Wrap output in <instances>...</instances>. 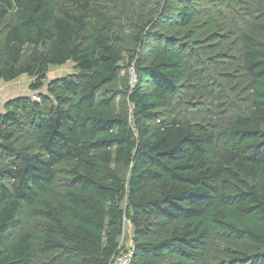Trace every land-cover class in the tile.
Instances as JSON below:
<instances>
[{
    "label": "trees",
    "instance_id": "1",
    "mask_svg": "<svg viewBox=\"0 0 264 264\" xmlns=\"http://www.w3.org/2000/svg\"><path fill=\"white\" fill-rule=\"evenodd\" d=\"M166 1L156 20L135 25L125 69L137 83L123 102L113 88L122 18L107 5L0 0V81L33 77L36 97L16 98L0 115V264H36L51 252L62 264H111L125 221L131 264H264V0L251 11L244 3L248 18L231 16L251 107L233 112L216 162L208 158L216 126L187 100L183 81L206 78L205 60L216 61L220 25L211 22L222 4ZM68 62L75 74L37 93L47 67ZM180 103L181 116H164ZM20 131L37 152L19 143ZM22 213L43 224L11 238Z\"/></svg>",
    "mask_w": 264,
    "mask_h": 264
},
{
    "label": "rangeland",
    "instance_id": "2",
    "mask_svg": "<svg viewBox=\"0 0 264 264\" xmlns=\"http://www.w3.org/2000/svg\"><path fill=\"white\" fill-rule=\"evenodd\" d=\"M94 2L102 5H107L109 10L116 18H122V22L119 28V39L114 45L122 51L124 61L119 70L118 84L113 85V88L119 92L117 97H120L123 102L126 100L125 92L127 90V84L129 87H133L137 83L134 68L129 70V77L126 76V63L130 54H133L132 50L135 48L134 36H139L136 33V26L140 25L142 19L153 16V20L158 17L160 8L166 5V0H93ZM209 1V0H207ZM206 1V2H207ZM216 2L217 0H213ZM222 7L218 14H215L213 21L216 25H220L219 35L213 38L212 41L218 46L214 49L216 54V61L205 60L206 78L196 79L191 76L183 81L185 90L187 92V100L197 105L201 109V117L207 118L212 126H216V145L215 149L208 158L212 162L219 160L221 155V142L224 130L228 125L229 119H231L234 111L239 110L242 113L248 112L251 107V96L247 92L248 79L242 71V67L239 60L240 54V42H239V26L236 24V20L231 16L239 14L240 16L246 15L248 18V8L245 4H250V11L253 8V0H219ZM175 8V6H169V9ZM205 12V10H204ZM205 14V13H202ZM205 18V17H204ZM203 17L201 19H204ZM206 19V18H205ZM11 20V14L6 17V23ZM154 22V21H153ZM152 22V24H153ZM5 23V24H6ZM149 41L148 48L156 49L159 47L157 41L153 37H147ZM192 41H189V44ZM137 49V48H136ZM30 51V48L25 49V55ZM201 53V52H200ZM199 53V54H200ZM206 53L204 55H209ZM218 54V55H217ZM24 55V56H25ZM203 55V54H200ZM204 59V57L202 58ZM75 74L74 65L71 62L66 63L63 66H49L47 67L46 77L42 81V87L37 91L39 94H46V86L58 79L69 75ZM34 78L28 76H21L20 78L12 82L0 81V115L6 111L7 105L16 98L20 97H36L30 91V85L34 82ZM249 84V83H248ZM133 85V86H132ZM195 94L193 100H189L190 96ZM180 102V101H179ZM181 105V103H180ZM176 107L173 113L170 114V110L164 112L165 117H173L176 114L181 116V111L184 105ZM16 138L19 143H25L32 146V152H37L38 147L35 145L31 137L20 131L16 134ZM56 189V188H55ZM43 224V220L31 215L30 213H22L20 217V223L17 227L11 230L10 236L14 238L17 234L22 232H29L32 234ZM124 235L120 237L121 251L128 250L130 246L134 244V231L130 227L127 221L123 226ZM157 227L152 226L149 233V240L156 239ZM213 247L209 250V257L212 253ZM56 252L46 253L44 255L36 254V264H62L63 260H57ZM209 259V258H208ZM208 261V260H207Z\"/></svg>",
    "mask_w": 264,
    "mask_h": 264
},
{
    "label": "built area",
    "instance_id": "3",
    "mask_svg": "<svg viewBox=\"0 0 264 264\" xmlns=\"http://www.w3.org/2000/svg\"><path fill=\"white\" fill-rule=\"evenodd\" d=\"M130 74H129V81H130ZM132 256H133V246H130L128 250H125L123 252L120 250L119 254L113 258L111 264H131Z\"/></svg>",
    "mask_w": 264,
    "mask_h": 264
},
{
    "label": "bare ground",
    "instance_id": "4",
    "mask_svg": "<svg viewBox=\"0 0 264 264\" xmlns=\"http://www.w3.org/2000/svg\"><path fill=\"white\" fill-rule=\"evenodd\" d=\"M43 73V72H42ZM44 95V94H43Z\"/></svg>",
    "mask_w": 264,
    "mask_h": 264
}]
</instances>
